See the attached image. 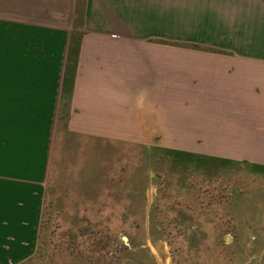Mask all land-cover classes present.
<instances>
[{
    "label": "crops",
    "instance_id": "1",
    "mask_svg": "<svg viewBox=\"0 0 264 264\" xmlns=\"http://www.w3.org/2000/svg\"><path fill=\"white\" fill-rule=\"evenodd\" d=\"M56 1L53 9L24 7L20 20L5 23L0 264H24L36 254L62 134L84 146V167L71 176L68 191L83 210L125 200L108 177L110 164H100L95 174L89 169L93 149L105 162L144 147L264 166V120L224 103L235 83L230 73L215 78L199 60L190 70L187 58H173L172 45L157 40H166L163 34L175 25H188L183 2L189 0H84L78 23L75 0ZM73 32L82 34L76 42ZM204 96L218 102L205 105Z\"/></svg>",
    "mask_w": 264,
    "mask_h": 264
},
{
    "label": "rangeland",
    "instance_id": "2",
    "mask_svg": "<svg viewBox=\"0 0 264 264\" xmlns=\"http://www.w3.org/2000/svg\"><path fill=\"white\" fill-rule=\"evenodd\" d=\"M58 2L0 0V73L5 72L6 20H20L24 7L40 3L53 9ZM83 8L84 0H75L76 23ZM185 8L188 25H175L174 32L163 34L166 40H157L172 45L173 58H187L190 70L199 60L215 78L229 72L225 78L235 83L224 103L264 120V0H189ZM81 35L73 32L70 39L76 42ZM243 87L249 88L246 93ZM218 98L200 100L214 105ZM61 136L37 251L24 264H264V166L144 147L124 149L105 162L93 149L89 169L95 174L100 164H110L108 177L125 200L83 210L68 191L71 176L84 167V146Z\"/></svg>",
    "mask_w": 264,
    "mask_h": 264
},
{
    "label": "trees",
    "instance_id": "3",
    "mask_svg": "<svg viewBox=\"0 0 264 264\" xmlns=\"http://www.w3.org/2000/svg\"><path fill=\"white\" fill-rule=\"evenodd\" d=\"M167 152H168V153H174V154H177L178 156H179V155H182L181 153L174 152V151H170V152H169V151H167Z\"/></svg>",
    "mask_w": 264,
    "mask_h": 264
}]
</instances>
